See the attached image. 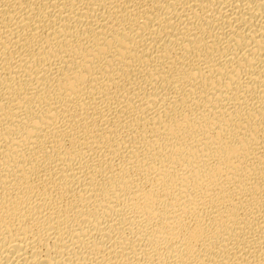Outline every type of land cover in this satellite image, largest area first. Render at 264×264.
I'll return each instance as SVG.
<instances>
[{"label":"bare ground","instance_id":"bare-ground-1","mask_svg":"<svg viewBox=\"0 0 264 264\" xmlns=\"http://www.w3.org/2000/svg\"><path fill=\"white\" fill-rule=\"evenodd\" d=\"M0 264H264V0H0Z\"/></svg>","mask_w":264,"mask_h":264}]
</instances>
